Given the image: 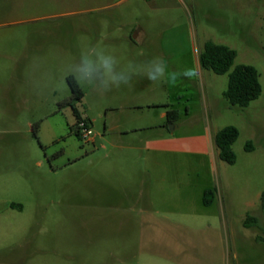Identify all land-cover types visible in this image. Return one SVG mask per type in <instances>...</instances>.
I'll use <instances>...</instances> for the list:
<instances>
[{"label":"rangeland","instance_id":"rangeland-1","mask_svg":"<svg viewBox=\"0 0 264 264\" xmlns=\"http://www.w3.org/2000/svg\"><path fill=\"white\" fill-rule=\"evenodd\" d=\"M209 41L258 70L247 108L224 97L230 73L200 67ZM89 47L192 75L103 96L77 81L62 107ZM228 126L233 165L215 144ZM263 194L264 0H0V264H264Z\"/></svg>","mask_w":264,"mask_h":264},{"label":"trees","instance_id":"trees-1","mask_svg":"<svg viewBox=\"0 0 264 264\" xmlns=\"http://www.w3.org/2000/svg\"><path fill=\"white\" fill-rule=\"evenodd\" d=\"M236 58L237 52L235 50L209 41L205 43L204 49L199 56V64L203 70L212 71L217 75L230 73L228 89L224 92V97L232 107L247 108L252 102L258 100L262 94L260 74L255 67L250 65H239L231 71ZM67 82L71 90V97L64 100L61 106L74 108L75 103L82 100L84 93L74 76H69ZM166 117L169 123H175L179 119V112L177 110H170L166 114ZM82 121L90 128L89 124L84 120L78 121V128L79 123ZM238 138L239 131L234 126L225 127L217 132L215 144L219 150L220 160L230 165L236 163L233 145ZM247 148L250 149L251 146L248 145ZM214 195L215 191L213 189H207L204 192L203 203L205 206L209 207L213 204ZM255 223L254 218L248 217L245 226L250 227Z\"/></svg>","mask_w":264,"mask_h":264},{"label":"clouds","instance_id":"clouds-1","mask_svg":"<svg viewBox=\"0 0 264 264\" xmlns=\"http://www.w3.org/2000/svg\"><path fill=\"white\" fill-rule=\"evenodd\" d=\"M116 58L97 47H89L82 51L79 62L68 66L67 71L75 76L82 85L90 86L103 96L112 86L130 85L132 75L143 73L153 83L167 80L175 85L180 78L192 75L190 69L170 72L162 58L155 57L145 65L129 64L126 69L117 70ZM99 73V75H97Z\"/></svg>","mask_w":264,"mask_h":264},{"label":"built area","instance_id":"built-area-1","mask_svg":"<svg viewBox=\"0 0 264 264\" xmlns=\"http://www.w3.org/2000/svg\"><path fill=\"white\" fill-rule=\"evenodd\" d=\"M79 129L84 138H88L93 134L92 130L83 121L79 123Z\"/></svg>","mask_w":264,"mask_h":264},{"label":"crops","instance_id":"crops-1","mask_svg":"<svg viewBox=\"0 0 264 264\" xmlns=\"http://www.w3.org/2000/svg\"><path fill=\"white\" fill-rule=\"evenodd\" d=\"M164 116H166V115H164ZM217 153H218V156H219V150H218V148H217Z\"/></svg>","mask_w":264,"mask_h":264}]
</instances>
